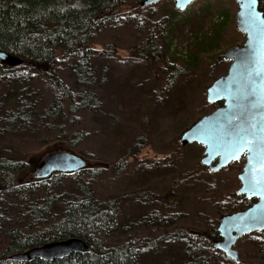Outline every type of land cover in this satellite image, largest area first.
<instances>
[{
  "label": "trees",
  "instance_id": "16d2710c",
  "mask_svg": "<svg viewBox=\"0 0 264 264\" xmlns=\"http://www.w3.org/2000/svg\"><path fill=\"white\" fill-rule=\"evenodd\" d=\"M141 1L0 0V50L23 60L17 66L0 61V89L9 77L18 72H27L34 82L32 87L19 94L21 100L14 105L19 108L16 114L8 113L9 117L5 118L9 123L7 135L16 140L14 143L12 139H6L0 144V208L3 199L15 194L21 197L32 186L43 185L47 190L43 196L36 197L33 203L26 205L30 212L26 223L10 228L5 236L0 237V264H143L148 250L158 248L156 241L161 240L162 248L171 250L173 245H179L170 256V264H253L246 258L236 263L214 247V240L219 238L217 229L220 220L217 214L245 209L255 199L237 195L236 192L230 193V203L212 217L202 214L204 219L197 227L178 225L174 229L164 230L179 220L181 209L169 212L173 209L163 210L156 204L162 202L177 206L178 201L168 203L163 197L159 198L158 193L148 192L102 197L91 184L90 180L107 168L106 163L101 164L98 159L107 160L108 166L120 169L123 173L126 164L122 162L133 155L127 151L129 146H124L125 155L117 152L121 141L114 143L117 150L113 152L93 148L88 132L80 125L79 118L83 114L103 111L107 101L92 88L98 82L96 70H100L92 60L101 56L126 62L127 58L117 53V48L123 47L129 53L128 60L147 64L154 79L161 76L163 85L160 94L164 96L179 78L190 75V70L199 67L204 60L211 70L214 62L223 57L224 48L222 46L220 50L219 47L224 42L221 32L226 21L209 32V36L206 33L202 40L194 36L195 44H200L197 45L196 53L180 56L174 52V35L190 24L202 25L204 22L195 17L190 6L183 11L176 9L173 0H163L146 7L141 6ZM208 4L205 10L211 9ZM259 5L264 11V0H259ZM214 10L225 12L220 5ZM127 32L135 35L129 46L124 40ZM240 34L239 43L243 44L246 35L243 32ZM163 40L167 48L162 44ZM225 44L229 45L226 41ZM67 72L74 73L75 81L64 77ZM102 77V82L106 83V73ZM204 96L196 97L192 108L180 120L178 128L181 134L201 117L197 116L199 112L204 114L201 106ZM8 104V101L0 98V119L4 107L6 110L12 108ZM69 114L77 119L72 126L66 125ZM118 116L112 117L120 124ZM28 136H36L34 145ZM105 139L108 143V134ZM138 140H142V146H146L145 134L139 135L134 143ZM177 145L179 147L175 152L185 150L186 146L179 140ZM46 147L51 152L77 149L88 158L95 159L96 165L89 164L72 174L55 172L46 178H36L29 155L40 153ZM188 167L184 174L165 181L163 193L171 188L180 190L187 186L191 190V185L197 188L205 167L200 161L192 168ZM83 173H88V180L75 178L72 185L61 180L64 176L77 177ZM23 177L25 180L21 181ZM219 187V182H216L209 192L202 186L199 189L210 196H219ZM128 198L134 200L135 218L123 214ZM52 209H57L58 213H50ZM1 217L0 211V220ZM158 228L162 229V233L157 238L142 237ZM71 237L84 239L90 247L89 251L72 252L52 260L36 257L26 261L10 257L48 242ZM246 238L258 241L264 254V231H254Z\"/></svg>",
  "mask_w": 264,
  "mask_h": 264
},
{
  "label": "rangeland",
  "instance_id": "374dc122",
  "mask_svg": "<svg viewBox=\"0 0 264 264\" xmlns=\"http://www.w3.org/2000/svg\"><path fill=\"white\" fill-rule=\"evenodd\" d=\"M207 3L211 5L209 6V8L211 7L210 10L204 9L207 7ZM218 5L224 8L225 12L218 13L215 11L214 9ZM190 7L195 13V17H199L204 24H190L182 29L181 32L174 35L173 41L176 49L174 52L180 56L196 53L200 44H195L194 36H199L200 40H202V37L206 33L209 36V32H213L216 26L220 25L222 21L227 22L224 31L221 32L222 41L224 42L219 47L220 50H222V46L224 48L222 51L223 57H219L214 62L211 70L204 60L200 63L199 67L190 70V75L179 78L177 83L162 96L160 94L163 85L161 76L158 75L156 79L152 78L153 74H150L151 69L147 64H136L128 60V51L119 46L117 53L121 57L125 56L127 58L125 60L126 62L104 59L101 56L100 58L92 60V63H95V66L100 68L99 71L96 70L98 82L92 85V88L100 97L107 100L104 110L100 112H86L79 118L80 125L88 132V139H90L89 142L93 148L97 149L99 147L101 150L106 149L113 152L117 150L115 149L116 145L114 143L121 141V147L117 152L125 155L126 151H124V146H129V150L127 151L131 155L133 154V157L131 156L122 162L126 164L123 173H121L120 169L108 166L107 160L98 159V162L101 161V164L106 163L105 167L107 168L102 174L90 180L97 194L102 197H108L110 195H126L132 192H148L150 194L158 193V197H163L164 201L167 200L168 203H176L178 201L180 204L176 203L177 206L175 204H163L162 202L156 204L158 208L163 210L167 208L170 210L173 209V211L169 212H176L174 209H181L180 213L182 216L179 220L166 226L164 230L174 229L178 225L185 228L190 226L197 227L196 225L204 219L202 214L207 217H212L216 215L217 211L221 212L220 209L225 204L230 203L232 199L230 193H235L239 189L241 185L239 174L244 171L246 164V154L240 160L232 161L229 165L222 167L217 172H210L202 164L205 168L202 169L204 172H201V182L197 184V188L191 185V190L187 186L180 190L171 188L163 193V186L168 178L184 174L187 166H189L188 168H192L205 155V148L198 143L185 145V150L181 153L175 152L179 147L177 142L181 136L178 125L180 120L192 108L195 102L194 99L198 96L205 95L204 100L201 102L204 114L199 112L197 114L199 117L212 112L219 106V103L207 102V87L219 76L225 75L228 72L233 61L224 59V52L234 46V44H240L239 42L241 41V32L236 28L238 4L235 0H201L198 2L195 1ZM101 38L103 39V36ZM134 38L135 35L132 32H127L124 40L129 46ZM225 41L229 45H226ZM162 44L167 48L164 40ZM89 69L93 72L91 68ZM104 70L108 77L106 83L102 82V76L105 75ZM27 74L25 71L15 73L7 79L0 89V98L3 101H8L10 103L8 107H12L8 110L4 109V107L1 111L0 144L6 139L7 141L12 139L15 143L16 139L7 135L6 127L9 123H7L5 118L9 117L8 113L16 114L19 108L14 105H17L16 102L21 100V95L19 94L34 85L32 78ZM64 77L70 81H75L76 78L74 73L71 72L65 73ZM204 89L205 91L203 92ZM118 114L120 124L114 121L112 117ZM67 117L66 125L69 126H72L73 122L77 120L73 114H69ZM137 123L139 125L135 127ZM106 134L110 138L108 143L105 139ZM142 134L146 135V146H142V140L134 143L139 135ZM28 138L32 139L33 145L36 143V136H28ZM4 143L7 144L6 142ZM49 147H46L42 151L43 153L40 152L41 154L37 152L30 154L29 160L31 163L32 161L39 162L42 160L51 152V150H47ZM69 151L85 157L88 166L89 164L96 165L95 159L88 158L85 154L79 152V150L72 149ZM160 161H166V163L164 164ZM217 161L218 159L213 162V165ZM63 173L72 174L75 172ZM61 178L62 182L67 183V185H72L75 178L88 180L89 177L88 173H83L77 177L64 176ZM24 180L23 177L21 181ZM216 182L220 184V195L210 196L209 194H205L203 189L205 188V191L209 192L212 185ZM201 186L203 189H199ZM46 191L43 185H37L25 190L21 197L15 194L3 199L0 208L2 215L0 220V237L5 236L10 228L26 223L30 214L26 205L33 203L36 197L43 196ZM175 193L176 196H174ZM126 201V205L123 207V214H126L127 217L135 218L136 210L134 200L128 198ZM226 207L228 206L226 205ZM50 213H58V210L52 209ZM224 214H227V212L217 214L219 216L218 220ZM161 233L162 229L158 228L157 230L151 231L149 233L150 235H143L142 237L155 239ZM156 243L158 245L156 247L158 248L148 250L149 253H147L143 264H170V256L175 253L179 245H173L170 250L169 248L161 247L162 240L156 241ZM235 247L239 250L241 260L246 258L250 263L264 264L263 250L259 242L253 238L248 239L246 236L242 237Z\"/></svg>",
  "mask_w": 264,
  "mask_h": 264
},
{
  "label": "water",
  "instance_id": "95a60500",
  "mask_svg": "<svg viewBox=\"0 0 264 264\" xmlns=\"http://www.w3.org/2000/svg\"><path fill=\"white\" fill-rule=\"evenodd\" d=\"M163 0H142L141 6H151ZM176 9L186 10L196 0H173ZM238 4L236 12V28L245 33L243 44H237L224 52V59L231 63L228 72L219 76L207 87L206 100L208 103H220L212 112L202 115L197 121L183 131L180 143L201 144L205 155L200 163L205 165L210 172H217L222 167L229 165L234 160H240L246 154L244 171L239 174L241 185L236 190L237 195H244L248 199H255L245 209L224 214L218 225L219 238L214 241V247L236 263L241 261L239 250L235 247L240 238L253 231H264V185L256 190H250L253 173L250 172V163L247 151L232 154L230 123L233 115L239 116L246 109L241 98L239 106L231 94L242 88V81L247 66L254 60L264 57V35H262L250 21L249 15L264 18V11L260 9L259 0H235ZM0 61L10 66H17L23 60L9 52L0 50ZM217 161L213 165L214 161ZM33 175L36 178H46L55 172H77L85 169L88 162L82 155L69 151L57 150L49 152L39 162L32 161ZM90 249L88 243L79 237L56 240L36 246L25 252L12 254L10 257L17 260L31 261L36 257L52 260L69 255L72 252L85 253Z\"/></svg>",
  "mask_w": 264,
  "mask_h": 264
},
{
  "label": "snow or ice",
  "instance_id": "6c2138e0",
  "mask_svg": "<svg viewBox=\"0 0 264 264\" xmlns=\"http://www.w3.org/2000/svg\"><path fill=\"white\" fill-rule=\"evenodd\" d=\"M249 21L264 35V18L253 13ZM231 96L237 106L242 98L246 109L230 120V123L235 122L230 129L232 154L248 152L253 173L250 190H256L264 185V57L246 67L242 88Z\"/></svg>",
  "mask_w": 264,
  "mask_h": 264
}]
</instances>
